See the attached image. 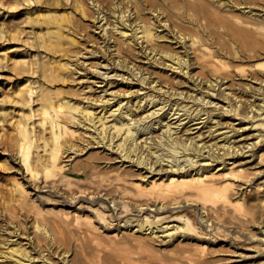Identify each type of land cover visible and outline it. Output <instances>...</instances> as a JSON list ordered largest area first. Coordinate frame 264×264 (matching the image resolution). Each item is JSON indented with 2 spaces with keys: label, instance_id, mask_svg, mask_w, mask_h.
<instances>
[{
  "label": "bare ground",
  "instance_id": "1",
  "mask_svg": "<svg viewBox=\"0 0 264 264\" xmlns=\"http://www.w3.org/2000/svg\"><path fill=\"white\" fill-rule=\"evenodd\" d=\"M26 1L31 2V0ZM60 1L63 2V0ZM46 2L47 4L59 3L58 0H46ZM67 2L70 4L68 6L71 8L70 11L62 10L61 13L56 14L46 10L39 18L46 30L38 32L37 38L39 44L51 57L39 67L40 74L45 76L49 73L50 80H55L59 76L64 77V73L70 70L80 69V64H85L83 59L79 61L84 53H79V40L76 37L81 36L87 26L81 24L80 20H75L72 11L91 18L96 10L95 18L100 16L105 21L104 24L99 25L102 26V32L108 33L107 26L114 29H111V33L107 35L108 43L105 48L99 45L100 50L103 48L104 51L109 52L111 64L125 66L130 71L129 74L133 76L139 73L136 80L152 87L154 92L162 91L166 97L184 95V98L191 99V101H203L205 97H210V94H215L217 86L215 96L230 102L228 108L224 107L225 112L232 113L231 116L252 120L248 127L249 133L243 137L244 140L240 144L232 143L231 139L235 140L241 135L239 129L245 130L246 128L243 129L241 126L234 128L233 124H230L231 128L228 131L234 130L233 133H226L223 136L230 142L223 144V147H218L215 143L201 147V149L207 148L206 160L209 163L214 161L216 163L211 166L201 163L197 165L198 157L203 154L200 148L193 149L190 147L191 141L179 140V137L174 138L171 124H162L166 115L160 116L141 128L140 136L148 128L151 129L146 134L150 135L137 141L136 134L139 129V127L136 128L137 124L158 110L156 108L144 113L145 106L140 113L136 112L141 108L144 100L148 103L156 102V94L145 93L134 102L127 100L125 103L128 104L130 101L131 104L125 107L121 101H118L116 105L119 110L117 116L119 124L116 122L114 127H110L114 131L108 130V135H102L103 146L111 149L114 147L115 151L120 154L118 156L123 157V161L126 158L129 160V165L121 166L119 171L110 170L106 175L91 172L89 174L91 180L88 182L97 185V188L101 187V184H107L120 190L121 200L112 199L117 208H127L130 204V209L142 210L147 214H141L142 217H137L135 220L125 219L123 224L117 226L119 228H116L117 231L107 224L108 214L94 206L89 210L92 214L91 219L80 218L76 211L70 208L64 211L49 208V211L46 210L50 213L49 217H44L48 224L44 221L46 225L44 223L42 226L38 225L37 212L34 211L32 214L24 212V217H22L27 219L25 225L28 232L21 233L17 225H8L11 229L0 226V230H8L12 234L11 237L26 240L21 243L20 240L17 241V238H6L3 246L6 245L7 250L2 258H8L14 264H24L25 260L29 261V264L32 262L34 264L37 262L43 264H230L236 262L264 264V217L254 219V222L257 221L258 226L256 227H260L256 232L251 224L247 225L245 217H239L235 212L243 208L246 213L253 214L256 207L262 205L264 208V29L262 27L253 29L246 20L233 15L227 17L219 15L211 8L208 0H64L62 5ZM2 3L0 0V4ZM232 5L237 4L232 2ZM116 7L120 8L119 14L116 16L111 14L115 17L112 20L110 13H115L113 8ZM148 10V14L155 16L159 25L171 26L174 38L177 39L178 36L185 42L184 56L166 51L164 56L171 62L166 65L176 70L177 73L188 74L194 82L197 79L193 87L198 89L205 87L204 94L198 91L193 95L194 88L191 86L186 95L187 91L179 90L178 86L174 85L168 77L160 78L159 75L142 69L141 65L139 66L129 57L132 48L125 46L123 42L122 38L126 36L125 30H120L118 37L114 36L115 23L120 22L123 28L127 29V26L130 28L131 40L137 39L139 43L138 39L144 38V42H147L154 33L148 18L144 17ZM131 12L135 13L134 19H130ZM127 20L129 23H126ZM39 21L33 20L35 23ZM138 33L141 35L139 36ZM141 48L142 52L147 55L153 53L152 61L161 64V61H158L161 56L157 58L156 55L163 50H157L154 47L147 48V43L144 46L141 45ZM189 54L193 56L192 62H190ZM54 55H57L56 62L52 61ZM65 57L76 58L74 59L76 61L72 62L70 58L65 59ZM108 59H103L107 62L106 64L98 62L99 67H106L110 64ZM86 64H89L88 68H94L91 67L90 62ZM194 64L207 68L208 72L205 77H200L195 73L191 74L189 66ZM144 68L147 67L144 66ZM97 73L109 79L108 73ZM112 75L119 76L120 74ZM228 80L233 82V88L242 90V94H237L234 90L224 92L225 89H231L232 85L229 84L219 90ZM27 85L22 89L20 87L19 91L14 92L11 97L13 106L18 110L15 112V117L7 120L5 130L2 129L4 133L0 134V141L4 146L14 148L18 162L25 170L26 179L28 183H34L35 191L46 188L49 192H62L70 187L73 180H85L86 178L84 174L87 168L84 167L80 171L77 169L79 160H74L72 155H65L64 158L63 154L68 150L74 151L72 153L76 152L75 145L70 139L75 132L72 126L75 123L79 125V117L88 123L93 121L94 116H91L88 108L91 103L86 106L79 105L81 92L69 91V99L66 97L63 99L59 91L40 90L36 94V100L39 102L37 110L29 107L26 114H21L18 112L19 109L22 110L24 106L30 105L36 92L33 86ZM164 87L167 89L162 90ZM82 90L84 89L81 88L80 91ZM90 90L91 86L87 85L82 93ZM106 92V89H102L99 94L88 95L85 98L92 101L102 100ZM243 92L245 97H243ZM197 94H199L198 97ZM93 97L95 98L92 99ZM174 104L176 102L171 105ZM196 106L190 112V107H179L177 104L172 114L183 110L189 122L200 118V112L207 110V119L214 118L209 116V109ZM194 110L196 112L192 114ZM11 111L12 109L0 110V123H4V116ZM100 119H97V122ZM177 119L179 120V117ZM103 123L105 122L102 121L99 125L102 126ZM80 124L83 126L82 123ZM99 125H94L92 128L100 135L106 129ZM156 126L157 130H155ZM99 127L100 130H98ZM162 127L165 128L161 129ZM39 140L41 144L37 143ZM153 147L156 150H153ZM39 149L43 152L42 154H39ZM141 149H144L146 153ZM6 150L4 148L0 150V153L6 154ZM220 150H223L222 153ZM6 155L9 157V154ZM92 155L90 153L89 159L94 162L105 161L98 156L92 158ZM181 156L185 157L177 163ZM161 162H166V165L160 166ZM156 163L158 166H155ZM122 164L123 162L120 165ZM139 165L146 168V174L136 176L133 173L134 167L139 169ZM154 170L155 173L148 175L149 171ZM13 183V188H9L13 195L14 201L12 202H16L18 207H21L22 198H26L28 193L21 181L14 179ZM79 189L85 191L86 188ZM36 197L33 200L37 199ZM28 209L27 212L32 211L31 208L30 211ZM162 212L172 213L164 216L161 215ZM129 221H135V224L131 225V228H136L135 238L132 241H128L126 237L119 234L122 225L126 227ZM168 222L175 224L169 225ZM162 223L166 224L162 226ZM199 226H203L206 231L198 230ZM159 231L164 234L160 242L155 245L153 237ZM38 233L42 236L40 237ZM177 233L185 237L188 242L172 246L173 240L170 241V239ZM217 233H220V236ZM227 234H231L232 237L228 238ZM71 236L77 240L76 246H70L71 250H64L60 253L57 251L58 248L54 249L53 244H56L57 240L62 241L66 246L69 245ZM102 236L108 241H102ZM42 237L49 246H41ZM165 238H167L166 241H163ZM222 241L235 249L230 251L228 257L225 258L219 257L218 254L222 250L215 247ZM132 242L134 243L129 244ZM21 245L26 246L21 247ZM29 246L30 249L27 250ZM239 247L242 251L238 252L236 250ZM32 250L33 255H31ZM207 255H211L212 263H206L210 258L204 259ZM53 257H57V261H54Z\"/></svg>",
  "mask_w": 264,
  "mask_h": 264
},
{
  "label": "rangeland",
  "instance_id": "2",
  "mask_svg": "<svg viewBox=\"0 0 264 264\" xmlns=\"http://www.w3.org/2000/svg\"><path fill=\"white\" fill-rule=\"evenodd\" d=\"M1 1L3 2L2 3L3 5L0 4V110L12 109V111L4 116L5 118L4 123L3 122L0 123V134L4 133L2 129L5 130V127L7 126V120L11 117H15L16 116L15 112H17L18 110V108L14 107L12 104L11 97L13 93L18 92L20 87L21 89L22 87L25 88V85L27 84H28L27 86L29 85L33 86L36 92L34 93L35 94L33 98L34 100L30 101V105L24 106L22 110L19 109L18 112H20L21 114H26L29 110V107H31L32 110L36 111L37 108L39 107L38 105L39 102L38 100H36V94L40 90H45L48 92L59 91L60 97H62L63 99H65V97L69 99L70 97L68 95L69 91L81 92L80 93L81 102L79 105L86 106V104L91 103V106L88 108L91 112V116H94L93 121L90 123L86 122L85 119L79 117L80 123H82L83 126H81L80 123L79 125L75 123L72 126L75 132L74 135L70 138L72 140V143H74L75 145L74 150H76V152L72 153L74 151L68 150L66 153L63 154V157L65 155H72L74 156V160H79L77 169H79L80 171L83 170L84 167L87 168L84 175L88 180L86 178L85 180H78V181L73 180L70 187H67V189H65L62 192H52V191L49 192L46 191V188L39 191H35L34 183L33 184L28 183V179H26L25 170L20 165V162H18V158L16 157L14 148L10 146L6 147L4 146L3 142L0 141V150L6 148L7 150L5 152H7L6 154H9L8 157V155L6 154L2 155L0 153V226H2V228L11 229L8 225L10 226L17 225L19 227V231L20 232L22 231L21 233H26L28 232V229L26 228L25 225L27 219L25 220L23 218L24 214L25 213L32 214V212L34 211L37 212L38 225L42 226L45 222L47 223V219L45 218H48L50 213L46 212V210L49 211V208H53L59 211H64V209L70 208L72 210H75L77 216H79L80 218L88 217L89 219H91L92 214L90 213L89 210L93 206L98 207L99 209H102L105 214H108L106 222L107 224H109V226H111L113 230H117L116 229L118 228L117 226L123 224L125 219L133 218L135 220V218L137 219V217L138 218L142 217L141 214H147V213H143L142 210H138V209L135 210L133 208L130 209L131 208L130 204H128L127 208H117V206L113 203L112 199L115 201L121 200L122 194L120 190L107 184H101V187L97 188V185L88 182L91 180V178H89L90 176L89 174L91 172L92 174L100 173L102 175H106L107 173H109L108 171L110 170L119 171L120 170L119 168H121V166L124 167L125 165H129V160L126 158L123 161L122 160L123 157L121 158L120 156H118L120 154H118V151L117 152L115 151L114 147L111 149L106 146H103L102 135H108L109 133L108 130H110V132L114 131V129L110 127H114V124L117 122V116L119 115V110H117L116 104L118 101H121L123 107H125L131 104L130 101L134 102L138 100L145 93L156 94L157 95V97H155L156 102L148 103L147 100H144V102L141 103V108H139V110L136 112V113H140V111L143 110V107L145 106H146L145 108L146 111L144 113H148L152 109H156V108L158 110L152 116L144 119V121H141V123L139 122V124H137L136 128L139 127V129H137L138 133L136 134L137 141H140V139H143L150 135V134H146V132L149 131V129H151L148 128V130H145L144 133L140 136V134L142 133V131H140L141 128H143L145 125L149 124L153 120L159 118L160 116L166 115V118L162 121V124L163 125L168 123L171 124L172 130L174 132L172 136L174 138L179 137V140H184L187 142L191 141L190 147H192L193 149L200 148L203 154L198 157L197 165L201 163V164H208L207 166H211L212 164L216 163L215 161L209 163V161L206 160L207 157H205V155L207 153V148L201 149V147H204L205 145L209 146L211 143L217 144L218 147H223L222 146L223 144H227L228 142H230L223 138L224 134L233 133L234 130L228 131L231 128L229 126L230 124H233L234 128H238L239 126H241V128L243 129L246 128L245 130L239 129L241 135L237 136L235 140L231 139L232 143L240 144L241 141L244 140L243 137L247 135V133H249L248 127L252 120L249 119L248 121L240 116H231L232 113L225 112L224 107L228 108L230 102L228 103V101L224 99H220L215 96L217 91V86L215 87V94L214 93L210 94V97H205L203 101H191V99L189 100L188 98H184L183 97L184 95L183 96L170 95L171 97H166L164 96V94H162L163 93L162 91L160 93L154 92L152 91V87H149L147 84H142L140 81L136 80L137 76H139V73H137V76H133L132 74H129L130 71L125 66L111 64L112 60L108 56L109 52L104 51L103 48H105V46L108 43L107 35L111 33L110 31L112 28L110 29L109 26H107L108 33L106 34L102 32V26L99 25L104 24L105 21L104 19L102 20L100 16L97 19L95 18L97 16L96 10H94L95 14L94 15L92 14L94 16L91 17L92 19L89 17H84L80 13L72 11L74 15V19L80 20L81 24L83 23V25L87 26V29L82 31L81 36L78 34L79 36L76 37V39L79 40L78 42V45L80 46L79 53H84V56L80 58L79 61H82L83 59L85 61V64L84 65L80 64L79 65L80 69L78 70L73 69L64 73L65 74L64 77L59 76L55 80H50V78L48 77L49 73H46L45 76H43L39 72V67L42 64L46 63L47 61H49V59L51 58L50 54H48L45 51V48L39 44L40 42L38 41L37 38L38 32H44L46 30L45 25H43V23H40L39 18L41 14L44 13L46 10H49V12H53L56 14L61 13L62 10L70 11L71 8L68 7L70 5L69 2H67L65 5H62L64 0L63 2L58 0L59 2L58 4H53V3L47 4L46 0H31V2H27L26 0H1ZM208 1L210 3L211 8L219 15L224 17L233 15L234 17H239L243 20H246L247 24L253 29L259 27H262V29H264V0H229V2L227 0H208ZM232 2H235V4L237 5H232ZM119 9L120 8L118 7L113 8L115 13L114 12L110 13V15L111 14H115V16L118 15ZM146 13L147 14L144 17L148 18V21L151 24L153 28L152 30L154 32L152 37L147 42H144V38L138 39L139 43L137 42V39L131 40L130 28L128 26L127 29L123 28L120 22L115 23L116 31H114V36L118 37L119 34L118 32L120 30H125L126 36H124L122 39H124L123 42H125V46H131L132 48L129 57L133 59L134 62L136 61L135 62L136 64H138L139 66L141 65L142 69L149 70L154 75L156 74L159 75L160 78L168 77L169 79L172 80L174 85L178 86L179 90L187 91L186 92L187 95L190 87L191 86L193 87V84L197 83L198 80L196 79V82H194L193 78L189 77L188 74L183 75L182 72L180 73L175 72L176 70L166 65V63L170 64L171 62L164 56L166 51L176 52L177 54H181L184 56L185 50L183 48V45L185 42L181 40L178 36L177 39L173 37V32L171 31L170 25L167 27H163L158 24V21L156 20L155 16H152V14H148L149 10ZM110 17L112 20H114L115 18L112 15ZM134 17H135V13L131 12L130 19L131 18L134 19ZM33 20H38L39 23H35L33 22ZM128 21L129 20H127L126 23H129ZM110 26H112V24H110ZM138 35L140 36L141 33H138ZM146 43H147V48L154 47L157 50H163L161 51V53L156 55L157 58L161 56V58H159L158 60L161 61V64L152 61L153 58H151V56L153 53L147 55L144 52H142L141 45L144 46ZM99 45H103L102 50H100ZM90 50L91 51L95 50L97 52L93 53ZM192 57H193L192 54H189L190 62L193 61ZM67 58H70L72 62L76 61L74 60L76 58L72 59L71 57H65V59ZM104 58L106 60L109 58L108 62L110 64H107L106 67H99L98 62H101V64L107 63L106 61L103 60ZM56 60H57V55H54L52 61L56 62ZM88 62H90V64L92 65L91 67H94L93 69L88 68L89 64H86ZM144 66H146L147 68H144ZM189 71L191 72V74L195 73V75H198L200 77H205L208 72L207 68H202V66H196V64L190 65ZM97 72L108 73L107 76L109 77V79L105 78L104 75L98 74ZM114 73L120 75L114 76L112 75ZM152 73L151 76L153 75ZM228 84L232 85V87L231 89H225L224 92L234 90L237 92V94H242V90L240 91L238 88L236 89L233 88L234 87L233 82L229 80L226 81L225 84H223V86H221L219 90L223 89ZM87 85L91 86V90L82 93V91L86 90ZM81 88H83L84 90L80 91ZM193 88H194L193 95H195L198 91L203 94L205 92V87H203L202 89H198L197 87H193ZM102 89L107 90L106 92L107 94L103 95L104 98L102 100L98 99L96 101H92L91 99L85 98V96L88 95L95 96L96 94H99L100 90ZM165 89H167V87L162 88V90ZM93 90H95L94 91L96 92L95 94H93L94 93ZM137 90L138 92L136 93ZM199 94H197L196 96L198 97ZM229 96H231V94H229ZM243 97H245L244 92H243ZM94 98L95 97H93L92 99ZM167 99L168 101H166ZM127 100H130L128 104L125 103ZM70 101L72 102L73 100ZM164 101L167 102L166 105H164L165 104ZM173 102H176V104L172 106L171 104ZM155 103L157 104L155 105ZM177 104L179 105V107L180 106L190 107V112L195 108L196 105H198L196 106L197 108L200 107L207 108L209 109L210 112L209 116L211 115L214 118L207 119L208 113L206 112L207 110H205V112H200V118H196L195 120L188 122V116H186V114L183 113V110H180L178 113L172 114L175 107H177ZM161 106L163 107L160 108ZM171 107L173 108L172 110L170 109ZM195 112L196 111L194 110L192 114L193 113L195 114ZM178 117L179 120L177 119ZM97 119H100V121L97 122ZM102 121L105 123H103V125L101 126L99 124ZM117 124H119V122H117ZM94 125H99L100 127H103L106 130H103V132H101L99 135V133L96 130H94V128H92L94 127ZM100 127L98 128V130L101 129ZM164 128L165 127H162L161 129ZM155 130H157V126ZM37 133H38V129H37ZM116 138L117 137H115V139ZM248 141H250V139ZM37 143L41 144L42 142L41 140H39L37 141ZM144 149H141V151ZM153 150H156V148L153 147ZM38 151L39 154L43 153L42 151H40V149ZM222 151L223 150H220L221 153ZM144 152L146 153L145 150ZM209 152L211 153V151ZM90 153L93 154L92 158L98 156L101 157L102 159H105V161L99 160L97 162H94L93 160L89 159ZM183 157L185 156H181L179 161H177V163L182 161L184 159ZM151 158H153V156H151ZM121 162H123L122 165H120ZM159 165L164 166L166 165V162H161V164ZM185 165L187 168V162L185 163ZM155 166H158V163H156ZM153 167L151 168V170L153 169ZM145 170H146L145 167L139 165V169H137V167H134L133 173L136 176L142 174L144 175L147 173ZM152 173H155V170L152 172L149 171L148 175ZM14 179L21 181V183L23 184V186L25 187L28 193L26 198H22L21 207H18L16 202H12L14 201L12 199L13 195H12V191L9 188L11 189L13 188L12 184H14L13 183ZM82 184L83 186H81ZM82 187L86 188L85 191H80L79 188ZM33 192L34 193L37 192V194L34 195ZM36 195H38V197H36ZM35 197L37 198L35 199L36 202L35 200H33V198ZM126 201L128 200L126 199ZM77 207L78 209H76ZM27 208H29L28 211H30V208L32 211L27 212L26 211ZM235 212L239 217L242 216L245 217L247 219L245 220L247 225L251 224L254 231L256 232L259 231L260 227H256L258 225H257V221L254 222V219L256 218L261 219L264 217V208H262V205L256 207L254 209L253 214L246 213L245 210H243V208H241V210L239 208ZM171 213L172 212H162L161 215L168 216ZM8 218H10L11 220ZM167 218H171V217H167ZM5 223L7 225H5ZM46 223L44 225H46ZM168 223L169 225L175 224L171 222ZM134 224L135 221L134 222L129 221L127 222L126 227H123L122 225L119 234L122 237H126L128 241H132L133 238H135L134 230L136 228L135 227L131 228V225ZM165 224L166 223H162V226ZM197 229L202 232L206 231L203 228V226H199ZM155 234L156 235L153 237V242L156 245V243L160 242L164 233L159 231ZM217 234L218 236H220V233ZM11 235L12 234H10L8 230H2V229L0 230V264H7V263L14 264L13 262H10V259L2 258L3 253H6L5 251L7 250L6 245L3 246L5 239L17 238L15 236L11 237ZM39 236L41 237L42 234L41 235L39 234ZM102 237H103L102 241L105 242L108 241L106 237L104 236ZM227 237L230 238L232 236L231 234H227ZM43 238L44 237H42L41 239V241L43 240V242H40V244L42 243L41 246L42 247L49 246L46 243V240H44ZM166 239L167 238H165V240L163 241H166ZM19 240L21 241V243L26 241L24 239L21 240V238H19L17 241ZM76 241H77L76 238L71 236L69 240L70 243L69 245L66 246L62 241L57 240L56 244H53V247L54 249L58 248L57 251L61 253L64 250L67 251L68 249L71 250L70 246H74V245L76 246ZM170 241L173 242L171 244L172 246L174 245L176 246L179 243L188 242V240L185 237L183 238V236L179 235V233L174 235V237L170 239ZM239 242L241 243L242 241ZM65 243L67 244V242ZM133 243L134 242L129 244H133ZM126 245L128 246V244ZM25 246L26 245H21V247H25ZM215 247L217 249L222 250V252L218 254L219 257L222 258L228 257L230 251H233L234 249L229 245H227L225 241L219 242ZM133 248L134 250H137L135 247ZM28 249H30V246L27 248V250ZM236 251L238 252L242 251V248L239 247L237 248ZM161 252H163V250ZM213 254H215V252ZM31 255H33V250L31 251ZM209 257L211 258V255L205 256L204 259ZM210 258H209V262L206 263H210L211 262L210 260H213L212 258L211 259ZM52 259H55L54 261H57L56 260L57 257L56 258L53 257ZM24 264H29V261L25 260ZM31 264H34V262H32ZM36 264H43V263L37 262ZM230 264H254V262H236Z\"/></svg>",
  "mask_w": 264,
  "mask_h": 264
}]
</instances>
